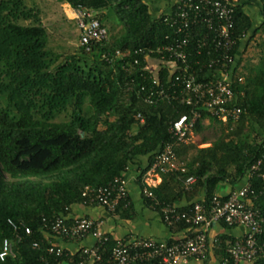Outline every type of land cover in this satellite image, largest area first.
Segmentation results:
<instances>
[{"label": "trees", "instance_id": "obj_1", "mask_svg": "<svg viewBox=\"0 0 264 264\" xmlns=\"http://www.w3.org/2000/svg\"><path fill=\"white\" fill-rule=\"evenodd\" d=\"M57 1L95 11L108 38L90 44L89 51L79 43L72 53L56 54L36 8H28L24 0H0V252L3 241L8 239L16 254L15 259L8 258L0 264L87 263L83 248L75 254L63 250L61 256L48 252L52 245L48 236H56L53 222L63 217L69 225L74 223L75 219L68 215L73 206L88 205L83 197L86 187L107 186L140 157H149L150 164L163 145L173 142L171 122L189 113V108L173 97L149 105L143 101L145 93L141 91L151 73L158 74L162 84L170 77L173 61L150 52L181 37L171 21L165 22L176 9L174 0H165L169 10L156 16L144 0ZM245 6H237L233 14L237 66L245 57L240 50L248 48L258 36L261 52L256 63L245 61L240 73L244 82L235 85V90L244 94L236 102L242 115L235 123L223 125L203 114L196 125V135L205 131L207 119L208 128L217 125L219 133L214 140L203 138L199 142L211 143L206 148L195 143L176 147L186 171L162 175L160 185L152 190L161 204L177 207L183 199L194 201L204 191V199L198 202L207 205L217 196L221 183H240L262 156L264 0H259L258 7L263 22L255 28ZM112 15L123 27L118 36L108 29L107 21ZM196 40L188 48L193 62L200 59ZM117 51L124 52L125 57L113 63L103 58L108 53L114 56ZM147 64L151 65V72L145 70ZM147 168L138 177L142 189ZM261 173L264 174V162ZM189 177H195L196 182L187 190L185 181ZM250 182L253 193L249 198L264 218V180L254 175ZM144 198L150 207V200ZM193 204L178 210L190 211ZM120 211L127 218L133 217L131 205L121 203L115 214ZM8 220L24 224L31 234L15 232ZM170 229L173 234L191 233L184 222ZM236 240L222 235L212 243L221 264H235L228 249ZM115 244L109 236L102 247L105 257H109ZM258 244L264 245V232L258 237ZM158 263L155 260L143 264ZM254 264H264V255Z\"/></svg>", "mask_w": 264, "mask_h": 264}, {"label": "built area", "instance_id": "obj_2", "mask_svg": "<svg viewBox=\"0 0 264 264\" xmlns=\"http://www.w3.org/2000/svg\"><path fill=\"white\" fill-rule=\"evenodd\" d=\"M241 1L174 0L176 9L165 22L171 21L181 37L170 45L150 52L163 58L167 56L173 61L170 77L166 84H162L158 74L151 73L149 82L141 88L142 94L145 93L143 101L149 105L156 104L159 99L173 97L178 104L189 108V113L171 122L169 133L173 142L163 145L149 164L142 178V193L150 200V208L160 214L167 227L184 222L191 233L187 231L180 238L165 241L153 238L119 240L109 257H105L102 247L108 242L109 236L101 232L99 224L92 219L82 218L69 225L63 217H58L52 224L54 235L74 240L92 237L95 240L93 246L83 248V254L88 260L80 264H143L155 260L158 264H190L191 261L205 257L209 248V232L214 225L221 223L228 227L241 226L245 230L243 237L228 249L235 264H254L264 255V245L258 244V237L264 232V218L249 198V194L253 193L250 182L253 176L258 175L264 180V174L261 173L264 146L261 158L251 166L244 185L226 198L215 196L207 205L196 202L190 211H179L175 206L161 204L152 191L159 186L163 174L186 171L184 165L177 162L175 149L182 144L195 143V128L203 114L223 125L235 123L242 115L236 102L244 94L235 90V85L243 83L244 77L240 74L242 68L237 66L239 54L235 52L237 43L233 38L234 9L241 5ZM71 11L80 33V46L89 51L90 44L107 40L108 31L102 26L95 11L82 7L72 8ZM193 39H197L196 55L200 58L194 62L190 60L192 54L188 49ZM124 57L121 51H117L114 56L110 53L103 56L108 63ZM148 57L146 55L145 58L148 60ZM135 64H138V60ZM145 70L151 72V65L147 64ZM171 76L175 77V81ZM195 182V177H189L185 181L186 189L189 190ZM83 197L88 205L101 206L115 215L121 203L130 206L129 181L123 174L107 186L86 187ZM8 223L15 232L31 234V229L24 224H15L12 220H8ZM16 238L17 242L21 241L19 233ZM34 247H38V244ZM48 252L63 255V249L55 245H51ZM8 258L15 259L16 254L13 243L6 239L3 241L0 261L4 262Z\"/></svg>", "mask_w": 264, "mask_h": 264}, {"label": "crops", "instance_id": "obj_3", "mask_svg": "<svg viewBox=\"0 0 264 264\" xmlns=\"http://www.w3.org/2000/svg\"><path fill=\"white\" fill-rule=\"evenodd\" d=\"M150 6V11L153 15H158L163 13L164 11L169 10L166 5L165 0H144ZM149 1H153L152 5ZM62 5L64 3H61ZM241 4H246L244 7V11L251 17L253 21V28L258 27L262 24V16L258 10L259 0H242ZM64 13L65 15L73 19V14L71 9L68 7L66 3L64 4ZM255 19L258 20V24L255 22ZM75 21V20H74ZM76 22V21H75ZM77 25V24H76ZM80 34V33H79ZM244 49L240 50L243 52ZM156 67H152L154 70ZM205 126H209V120H205ZM207 124V125H206ZM207 128V127H206ZM195 137V144H199L197 142V137ZM211 146V143L199 144V148H206ZM177 162L179 164H183L182 159L177 156ZM149 166V157H140L135 163L125 172V176L129 181V194H130V205L133 208V217L127 218V215L120 211L117 214L113 215L109 213L105 208L98 205H86V204H78L72 207L70 214L68 215L69 219L76 220L82 218H88L94 220L97 224H99V229L102 233L111 236L115 241H129L138 238L144 239H156L160 241L169 240L171 238H180L184 235V232H179L173 234L171 229L167 227L157 211L152 210L145 201V198L142 193V188L139 183V175ZM185 167V165H184ZM246 178H244L240 183L236 185H231L228 182L221 183L217 189V196H221L223 198L228 197L229 194L237 189H240L244 183ZM162 181V179H161ZM159 182V185L161 183ZM194 201H189L187 198L183 199L177 204V208L185 207L187 205H191L198 201L204 199V191L202 194L195 198ZM245 234L244 228L241 226L237 227H226L221 224H216L209 232V248L202 260L191 261L190 264H221L218 260V257L215 256L213 251L214 239L218 236H228L234 239H240ZM48 240L52 245L58 246L65 250L69 254H75L80 249L93 246L95 244V240L92 237H87L82 241H66L62 238H58L56 236H48ZM60 264H69L67 262ZM239 264H248L245 262H241Z\"/></svg>", "mask_w": 264, "mask_h": 264}, {"label": "rangeland", "instance_id": "obj_4", "mask_svg": "<svg viewBox=\"0 0 264 264\" xmlns=\"http://www.w3.org/2000/svg\"><path fill=\"white\" fill-rule=\"evenodd\" d=\"M28 8H36L39 11L41 23L46 27L49 32V45L53 47L56 54L72 53L79 46V30L76 22L73 19L68 18L64 13V4L62 5L57 0H24ZM159 2V0H156ZM153 4V1H149ZM258 24V20L255 19ZM24 24H29L25 21ZM108 29L115 31L117 36L122 33L123 27L120 24L117 16H110L107 21ZM261 38L258 36L254 41L250 43L248 48L244 50L245 57L242 65L240 66L243 70L245 61L253 60L254 63L258 61L260 55V48L258 44ZM207 125V124H206ZM212 126V125H211ZM207 127L205 131L197 137V142L203 138L214 140L216 135L219 133L217 125H213L211 128Z\"/></svg>", "mask_w": 264, "mask_h": 264}, {"label": "clouds", "instance_id": "obj_5", "mask_svg": "<svg viewBox=\"0 0 264 264\" xmlns=\"http://www.w3.org/2000/svg\"><path fill=\"white\" fill-rule=\"evenodd\" d=\"M67 5H68V4H67ZM68 7L71 8V9L73 8V7H71V6H68ZM73 20H74V19H73ZM76 24H77V23H76Z\"/></svg>", "mask_w": 264, "mask_h": 264}]
</instances>
